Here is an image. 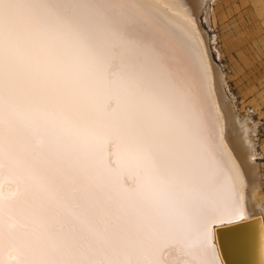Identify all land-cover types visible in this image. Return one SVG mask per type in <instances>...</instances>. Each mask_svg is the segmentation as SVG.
Here are the masks:
<instances>
[{"label":"snow or ice","instance_id":"snow-or-ice-1","mask_svg":"<svg viewBox=\"0 0 264 264\" xmlns=\"http://www.w3.org/2000/svg\"><path fill=\"white\" fill-rule=\"evenodd\" d=\"M168 19L159 0H0V264H220L238 175L193 22Z\"/></svg>","mask_w":264,"mask_h":264},{"label":"bare ground","instance_id":"bare-ground-1","mask_svg":"<svg viewBox=\"0 0 264 264\" xmlns=\"http://www.w3.org/2000/svg\"><path fill=\"white\" fill-rule=\"evenodd\" d=\"M159 2L169 5L168 23L177 30L186 23L185 17L193 22L195 38L199 40V49L203 53L200 66L202 92L213 114L219 142L238 175L244 218L225 221L211 229L220 264H264V203L257 196L260 172L256 162L255 126L251 125L250 117L237 112L233 98L228 94L223 71L212 56L209 31L204 28L202 20V15L208 19V0Z\"/></svg>","mask_w":264,"mask_h":264},{"label":"rangeland","instance_id":"rangeland-1","mask_svg":"<svg viewBox=\"0 0 264 264\" xmlns=\"http://www.w3.org/2000/svg\"><path fill=\"white\" fill-rule=\"evenodd\" d=\"M207 4L208 19L202 15V20L212 56L223 71L237 112L250 117L255 126L257 196L264 203V0H208Z\"/></svg>","mask_w":264,"mask_h":264},{"label":"water","instance_id":"water-1","mask_svg":"<svg viewBox=\"0 0 264 264\" xmlns=\"http://www.w3.org/2000/svg\"><path fill=\"white\" fill-rule=\"evenodd\" d=\"M218 232H219V230H218Z\"/></svg>","mask_w":264,"mask_h":264}]
</instances>
